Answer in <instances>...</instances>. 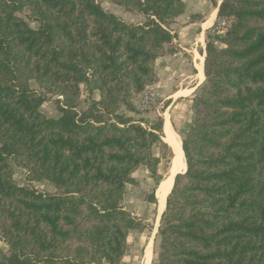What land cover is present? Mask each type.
<instances>
[{"label":"trees","instance_id":"obj_1","mask_svg":"<svg viewBox=\"0 0 264 264\" xmlns=\"http://www.w3.org/2000/svg\"><path fill=\"white\" fill-rule=\"evenodd\" d=\"M111 1L144 22L97 0H0V264H119L142 225L123 203L140 167L156 202L159 164L173 157L163 120L144 127L119 109L157 80L156 58L179 51L169 25L184 5ZM215 7L226 30L206 44L156 264H264V0ZM81 83L99 92L84 108ZM48 97L56 118L41 111ZM11 160L54 191L19 185Z\"/></svg>","mask_w":264,"mask_h":264},{"label":"rangeland","instance_id":"obj_2","mask_svg":"<svg viewBox=\"0 0 264 264\" xmlns=\"http://www.w3.org/2000/svg\"><path fill=\"white\" fill-rule=\"evenodd\" d=\"M183 13L175 18L174 22L169 25L173 38V43L178 46L179 51L174 54H164L156 58L154 62V71L157 80L154 81L159 86L161 91L160 103L148 110H140L132 100L133 108L128 109L121 107L119 113L125 116L133 117L136 121H140L144 127L151 126L156 123L159 118H162V113L169 110L171 121L182 137L185 135L189 125L193 121L194 113L192 108V98L198 92L196 89L187 96L172 98L171 96L178 90L188 89L196 85V68L195 64L199 59L200 54L205 58V48L208 40L217 32L223 35L226 30L227 21L217 23L216 17L209 27L203 29L202 23L209 16L211 10L221 0H182ZM100 5L108 12L114 13L119 18L136 24L144 22V16L126 11L123 7L114 4L111 0H97ZM31 26L36 27L37 23L29 22ZM229 23V21H228ZM229 25V24H228ZM201 33L203 41H200ZM209 35V37H208ZM216 45H221L216 42ZM204 65V63H203ZM31 86L37 88L34 81H31ZM99 98V92L93 90L89 95L87 85L80 84V106H87L90 97ZM41 106V111L47 117H58L59 110L53 97ZM61 98V97H59ZM169 108V109H168ZM165 161L159 164L158 172L162 175V180L168 175L170 164L165 167ZM13 167V177L19 185H31L43 191L52 192L54 187L45 180L30 182L28 180L27 170L18 166L13 160L10 161ZM135 184H128L124 196V207L132 212L133 215L141 219L142 225L129 232L127 237L126 253L119 264H144L143 252L146 245L151 241L152 257L149 264H156L157 254L159 252V238L155 239L158 225L157 219V199L156 202L149 201L147 196L152 188L155 187V181L145 167H140L132 174ZM161 216V213H160ZM160 219V217H159ZM158 219V224H159ZM0 247L4 250L8 248L2 237L0 230ZM108 264V263H103Z\"/></svg>","mask_w":264,"mask_h":264},{"label":"bare ground","instance_id":"obj_3","mask_svg":"<svg viewBox=\"0 0 264 264\" xmlns=\"http://www.w3.org/2000/svg\"><path fill=\"white\" fill-rule=\"evenodd\" d=\"M217 13V8L214 7L211 12L209 13V16L206 18V20L202 23L203 29L209 27L212 25ZM200 41H203V34L201 33ZM203 63H204V56L200 54L199 59H197L195 68H196V85L194 87L178 90L175 92L171 97L172 98H178L180 96H187L190 95L196 87L204 80V71H203ZM169 109V108H168ZM163 117V129H164V140L168 142V144L172 147L171 149L174 151V158H173V166L170 172V176H166L160 186L159 189L156 191V199H157V219H156V225H158V219L160 217V213L164 210L166 205V198L169 194L173 181H174V174L177 171H185L186 170V162L184 159V152L181 145V138L179 136L178 131L174 127L173 123L171 122V116L169 113V110H166L164 113H162ZM152 257L151 253V241L146 245V248L143 252V259L144 264H149Z\"/></svg>","mask_w":264,"mask_h":264},{"label":"built area","instance_id":"obj_4","mask_svg":"<svg viewBox=\"0 0 264 264\" xmlns=\"http://www.w3.org/2000/svg\"><path fill=\"white\" fill-rule=\"evenodd\" d=\"M161 91L156 83H150L133 99L135 106L140 110H148L160 103Z\"/></svg>","mask_w":264,"mask_h":264},{"label":"water","instance_id":"obj_5","mask_svg":"<svg viewBox=\"0 0 264 264\" xmlns=\"http://www.w3.org/2000/svg\"><path fill=\"white\" fill-rule=\"evenodd\" d=\"M162 130H163V133H164V129H163V126H162ZM172 153H173V157H172V160H171V164H170V167H169V172H168V176H170V172H171V169H172V166H173V158H174V151L172 150ZM177 173H180V171H177L175 174H174V177ZM162 180L159 182V184L157 185L156 187V190H155V197H156V191L159 189V186L161 184Z\"/></svg>","mask_w":264,"mask_h":264}]
</instances>
